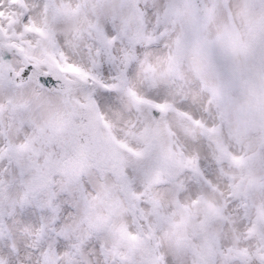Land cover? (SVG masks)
<instances>
[{"label":"snow or ice","instance_id":"obj_1","mask_svg":"<svg viewBox=\"0 0 264 264\" xmlns=\"http://www.w3.org/2000/svg\"><path fill=\"white\" fill-rule=\"evenodd\" d=\"M0 264H264V0H0Z\"/></svg>","mask_w":264,"mask_h":264}]
</instances>
